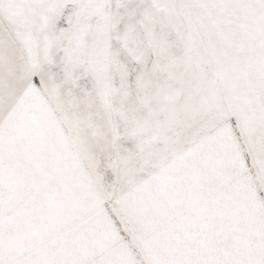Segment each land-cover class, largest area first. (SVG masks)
<instances>
[{
	"label": "snow or ice",
	"instance_id": "obj_1",
	"mask_svg": "<svg viewBox=\"0 0 264 264\" xmlns=\"http://www.w3.org/2000/svg\"><path fill=\"white\" fill-rule=\"evenodd\" d=\"M0 264H264V0H0Z\"/></svg>",
	"mask_w": 264,
	"mask_h": 264
}]
</instances>
